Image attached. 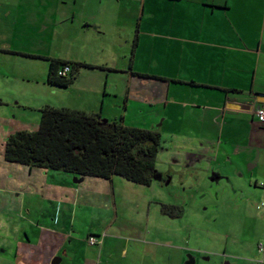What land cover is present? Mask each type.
Segmentation results:
<instances>
[{
	"label": "rangeland",
	"instance_id": "rangeland-1",
	"mask_svg": "<svg viewBox=\"0 0 264 264\" xmlns=\"http://www.w3.org/2000/svg\"><path fill=\"white\" fill-rule=\"evenodd\" d=\"M97 2L108 9H118L121 6L123 9L127 8L125 6L127 0H97ZM67 3L68 6L64 11L62 6L59 8V0H26L21 4L23 6L21 14L12 7L7 8L11 12L9 17L2 16L7 9L1 11L0 264H37L33 261L40 259L38 258L40 253H44V257H47L50 241H41L40 246L35 243L38 233L30 224L32 217L27 216V206L36 203L38 205L36 208L39 210V205L52 200L53 194L64 200L67 198L69 204V199L74 193L71 188L89 189L95 192L96 189L92 185L86 186L91 180H99L88 177L77 185L73 181L74 176L70 174L33 169L37 172V180L31 177L32 183L39 184V174L42 178L41 184H44V187L38 185L37 193L33 195V192L27 190V185L31 183L29 177L27 178L28 169L4 161L3 148L7 138L18 132L17 129L27 121L28 132L33 131L38 125L39 110L43 106L89 114L93 112L105 121L122 120L126 127L158 131L161 134V145L156 160V170L159 172L179 170L189 159L190 150L195 151L198 154L196 158L200 160V163L195 165L197 184L194 187L192 180L181 184L179 178L175 179L172 186L161 187L156 182L145 186L126 181L121 177H113L115 204L122 219L116 220L115 223L118 236L101 231L99 235L106 238L104 244L100 247H90L87 238L91 235L87 236V230H92L91 227L89 229L92 220H89L90 216L85 217V223L88 222L84 228L85 234L77 230L76 235L79 234V237L75 244L76 253L63 264H186L190 255L197 258L196 264L227 262L243 264L241 246L239 242L236 243L240 240L243 231L244 222L240 218L243 213H247L251 220H258L256 217L264 220V217L262 219L264 209H257V205L260 204L257 194L261 190L264 192L261 187L264 179L251 176L247 170L245 176H241L238 166L246 153V151L243 153L246 146L229 145L224 140L222 146L225 149L222 148L219 152V137L223 130L177 129L168 118L167 112L171 105L165 106L167 95L165 97L163 91L159 97L156 94L169 82L162 83L160 78L156 77L161 73V67L158 65L159 60L155 58L157 52L155 45L160 42L156 37L159 36V30L155 20V8L147 4L149 10L143 19L139 39L141 47L137 49L135 63V71L145 73L147 77L135 75L129 78V75L119 72L116 68L127 63L121 54L132 49L138 18L122 19L119 25L124 27L122 34H115L114 26H109L108 23L103 29L105 34L98 39L94 37V31L86 33L81 30L77 11L78 14L74 18L68 16L63 22L58 21L65 16L63 13L71 15V11H75L72 2ZM133 6L138 9V3H134ZM60 9L64 12L59 11ZM78 9L79 7H76V10ZM58 15H61V18L56 20L55 17ZM118 36L122 37L118 38ZM129 38V41L125 40ZM122 45L124 48H119ZM7 49L11 53H2L1 50L8 51ZM44 58L77 62L89 67L78 68L74 72L72 84L67 88H58L46 83L48 61ZM182 98L187 99L189 95ZM200 103L202 104L203 101L201 100ZM208 133L213 138L208 148L213 151L200 149L199 144L194 143L199 141L197 138L202 135L207 136ZM243 134L247 136L246 131ZM246 143L249 142L243 139L241 145ZM225 145L230 147L226 149ZM213 153L219 155L218 159H215ZM242 163L245 164L241 162V165ZM212 167L230 178L237 190L235 191L225 181L221 185L211 183L208 176L212 173ZM20 169L25 172L23 175H19ZM45 172L48 175H44ZM64 178L67 179L65 189L60 184L61 179ZM256 182H258L257 189L254 188ZM20 185H22L20 195L16 196L14 191ZM242 191L249 195L247 196L249 204L245 205L247 208L244 211L240 207L244 201L240 194ZM102 193V188H98L96 195L92 194L91 201L95 203L97 194ZM72 203L73 201H70L71 209ZM98 204L103 206L107 203L102 204L98 200ZM164 204L182 207L183 214L178 219L168 220L161 213V205ZM49 210L53 213L54 206L53 209L48 206L43 212ZM61 211L66 212L65 206ZM80 211L88 212L87 208ZM79 215L75 221L76 225L80 223ZM70 234H72L71 230ZM40 236L45 237L42 234ZM114 236L121 240H113ZM261 236L264 237V229L250 237L251 250L255 251L256 239ZM52 243L54 245L55 242ZM125 247L127 254L122 255ZM33 252L36 259L31 257ZM263 257L259 255V259L253 261L260 262ZM47 263L49 264V261Z\"/></svg>",
	"mask_w": 264,
	"mask_h": 264
},
{
	"label": "crops",
	"instance_id": "crops-1",
	"mask_svg": "<svg viewBox=\"0 0 264 264\" xmlns=\"http://www.w3.org/2000/svg\"><path fill=\"white\" fill-rule=\"evenodd\" d=\"M25 1L0 0V15H2V10L5 11L11 7L20 13L21 7H23L21 4H24ZM69 1L72 2L73 8L75 7V11L70 12L71 15L63 13ZM59 2V8L62 6L64 10L60 9L59 11H62L65 16L62 17V20H58L61 18V15H58L55 17L56 20L63 22L68 16L74 18L79 13L81 30L86 33L94 31V37L98 39L105 34L103 29L108 23L109 26H114L115 34H122L124 27L119 26L122 19L138 18L135 32V36L138 35L137 46L134 47L133 41L131 47L133 51L128 49L129 52L121 54L124 61H127L126 65L116 68L119 72L129 75V78L135 75L146 76L145 73L135 71V63L138 54L137 49L141 47L139 39L143 19L149 10L147 4L151 8L154 7L156 10L154 11V13L156 12L155 20L159 30V36L156 37L160 40L159 44L155 45L157 48L155 58L159 60L158 65L161 67V73L156 77L160 78L162 83L169 82L166 87L160 88L161 90H158L156 94L158 97L163 93L165 97L167 95L165 106L171 105L169 112H167L168 118L171 119L177 129L212 130V128H219L223 130L219 137V152L222 148L225 149L222 146L224 140L229 145L246 146L243 151L246 153L242 156L238 166L242 173L241 176H245L247 170L251 176L264 179V125L260 124L254 116L255 110L264 106V0H127L125 5L127 8L125 9L122 6L118 9H108L97 0H59ZM134 3H138V9L134 8ZM76 7L79 9L76 10ZM7 10L3 12L2 16H10L11 12ZM21 21H23L22 18ZM125 40L129 41L130 38ZM123 45L119 48L123 49ZM7 50L9 51V49ZM188 95L189 98L181 99L182 96ZM170 99L171 101H169ZM201 100L203 105L200 103ZM90 114L95 113L91 112ZM26 123L17 129L18 132H28ZM33 125L35 126V124ZM37 127L38 125L31 132H34ZM245 131L247 136L243 134ZM197 139L199 141L194 143L199 144L198 148L213 151V149L208 148L209 142L213 139L209 133L207 136L202 135ZM243 139L249 143L241 145ZM218 145L215 146L218 147ZM225 146H227L226 149L230 147ZM216 154L213 153L212 155L218 159L219 155ZM189 155L194 158L198 156L193 150H190ZM241 162H245V164L242 163L241 165ZM196 163H200V160L197 159ZM26 168L28 169L27 178L29 177L30 180L33 177L36 181L37 172L33 170L35 168ZM211 170L222 175L221 171L213 167ZM24 173L23 170H19V175ZM44 175H48V173L45 172ZM38 176L39 184L32 183L30 180L31 183L27 185V190L33 192V195L37 193L38 185L44 187V184H41V176L39 174ZM113 177L118 176H112L108 180L99 179L104 182L91 180L90 184L86 186L92 185L96 191L98 188H102L103 193L97 194L95 203L91 201V197L92 194L96 195V191L71 188L74 193L69 199V204L67 198L64 200L53 194V199L41 203L39 210L36 208L38 206L36 203L27 206V216L32 217L30 224L38 233L35 237V243L40 246L41 241H50L47 257H44V253H40L38 255L40 259L33 261V263L48 264L49 261V264H63L64 261L70 260L77 250L75 244L78 242L79 234L76 235V232L77 230L79 233L84 232L85 226L88 225V222L85 223L84 221L87 216H90L89 220H92L89 224V229L91 227L92 230H87V236H98L101 231L118 236L115 223L116 220L122 219L118 215V208L115 204ZM85 178L88 177H83L81 182ZM229 180L231 181L230 178ZM60 184L65 189L67 179H61ZM257 185L258 182L255 183L254 188L257 189ZM20 187L22 185L14 191L16 196L20 195ZM59 187L63 189L61 186ZM242 193L249 197L244 191ZM33 198L35 199V197ZM98 200L102 204H107L99 205ZM257 200L260 203L264 202L262 190L257 194ZM70 201H73L72 209L70 208ZM22 203L24 208V202ZM247 204H249L248 199L241 203L242 211L247 208L245 207ZM48 206L51 209L54 206L53 213L52 210L43 212L44 209H48ZM64 206L65 211L69 212L61 211ZM74 206L76 207L74 208ZM60 207L61 209H59ZM86 208L88 212L80 211L86 210ZM246 214L241 215L240 220L244 222L243 231L240 240L236 241L241 246L240 253L244 257L243 264H264V257L260 262L253 261L254 259L258 260L259 255L264 256V253L260 254L258 250V245L264 244V237L261 236L262 238L256 239L255 251L249 247L250 237L264 229V220H259L258 217H256L258 220H251ZM77 215L80 217L78 225L75 224ZM162 215L164 214L162 213ZM165 217L168 220H175L168 216ZM263 217L264 213L262 219ZM70 230L72 234H70ZM92 232L94 233L92 234ZM41 234L45 237L40 236ZM116 236L113 237V240H121ZM105 239V237L102 238L100 246L104 244ZM28 240L30 239L28 238ZM51 242H55L54 245ZM125 249L126 247L123 249L122 255L127 254ZM31 257L32 259L37 258L35 252L31 253Z\"/></svg>",
	"mask_w": 264,
	"mask_h": 264
},
{
	"label": "trees",
	"instance_id": "trees-1",
	"mask_svg": "<svg viewBox=\"0 0 264 264\" xmlns=\"http://www.w3.org/2000/svg\"><path fill=\"white\" fill-rule=\"evenodd\" d=\"M137 39L136 34L134 47ZM44 59L48 61L46 83L58 88L71 85L78 68L89 67L77 62ZM64 66H69V73L58 75ZM39 113L34 132L19 131L7 138L3 148L5 162L78 178L108 180L118 176L139 185L153 183L161 145L158 131L130 128L122 120L105 121L98 114L63 108L45 106ZM161 211L172 219L183 214L181 207L169 205H162Z\"/></svg>",
	"mask_w": 264,
	"mask_h": 264
},
{
	"label": "flooded vegetation",
	"instance_id": "flooded-vegetation-1",
	"mask_svg": "<svg viewBox=\"0 0 264 264\" xmlns=\"http://www.w3.org/2000/svg\"><path fill=\"white\" fill-rule=\"evenodd\" d=\"M140 77H147V76H140ZM196 160L197 159L194 157H189V159L177 171H174V170H169L168 172H159L158 171L159 173L154 174V175H156L157 179L160 181V184H158V185L161 187H166V186H170V185L172 186L174 184L175 179L179 178L181 184H184L186 181L192 180V182H193L192 187H194V185L197 184V183H195V182H197V180H196V176H195L196 172L194 171V170H196L195 169V165L197 164ZM222 178H225V180H221ZM208 180L211 183L218 184V185H221V183L223 181H225L226 184H229L230 186H232V188L235 191L237 190L235 188V186L233 185V183H231L229 178L224 177V176L220 175L219 173L214 172L213 170H212V173L208 176ZM241 195H242V201L243 200L245 201L248 199V197L245 196L244 193H242ZM164 205H166V204H164ZM176 207H178V206H176ZM196 263H197L196 257L191 256V255L188 256V259L186 260V264H196Z\"/></svg>",
	"mask_w": 264,
	"mask_h": 264
},
{
	"label": "built area",
	"instance_id": "built-area-1",
	"mask_svg": "<svg viewBox=\"0 0 264 264\" xmlns=\"http://www.w3.org/2000/svg\"><path fill=\"white\" fill-rule=\"evenodd\" d=\"M69 71H70L69 66H64L61 70L58 71V75L65 76L66 74L69 73ZM254 116L260 124L264 125V106L255 110ZM261 187L264 188V184H261ZM257 209H260V210L264 209V202H261L257 206ZM102 238H103V235H98V236L91 235L87 238V244L90 247H99L101 244ZM258 250H259L260 254L264 253V244L263 243H260L258 245Z\"/></svg>",
	"mask_w": 264,
	"mask_h": 264
},
{
	"label": "water",
	"instance_id": "water-1",
	"mask_svg": "<svg viewBox=\"0 0 264 264\" xmlns=\"http://www.w3.org/2000/svg\"><path fill=\"white\" fill-rule=\"evenodd\" d=\"M156 173H159V172L156 170V172L154 174H156ZM221 180H225V178H222ZM73 181H74L75 184H78V183H80L82 181V178L78 179L77 177H74ZM153 182H156L157 184H160V181L157 179L156 175L153 176ZM225 264H230V263L227 262Z\"/></svg>",
	"mask_w": 264,
	"mask_h": 264
}]
</instances>
